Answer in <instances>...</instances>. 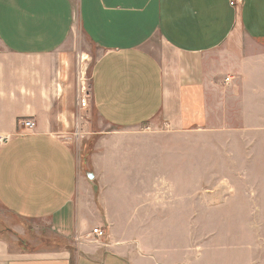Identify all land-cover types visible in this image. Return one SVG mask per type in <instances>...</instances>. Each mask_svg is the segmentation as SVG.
I'll use <instances>...</instances> for the list:
<instances>
[{
    "label": "crops",
    "instance_id": "obj_1",
    "mask_svg": "<svg viewBox=\"0 0 264 264\" xmlns=\"http://www.w3.org/2000/svg\"><path fill=\"white\" fill-rule=\"evenodd\" d=\"M93 48L108 128L84 163ZM224 126L264 134V0H0V207L31 223L0 233V264H230L191 238L193 130Z\"/></svg>",
    "mask_w": 264,
    "mask_h": 264
},
{
    "label": "rangeland",
    "instance_id": "obj_2",
    "mask_svg": "<svg viewBox=\"0 0 264 264\" xmlns=\"http://www.w3.org/2000/svg\"><path fill=\"white\" fill-rule=\"evenodd\" d=\"M85 45L81 37L78 49H84ZM97 55L93 48L80 60L89 90L90 72ZM76 117L78 120L69 130L80 132L76 145L85 163L102 140L104 133L98 132L108 127L101 125V117L90 104L80 109ZM153 129L164 130L162 126ZM252 136L253 141H243L247 137L232 126L193 130L191 238L194 259L208 250L219 254L226 263L264 264V134L261 131ZM18 223L31 228L29 221L0 207L2 235H7L8 225Z\"/></svg>",
    "mask_w": 264,
    "mask_h": 264
},
{
    "label": "built area",
    "instance_id": "obj_3",
    "mask_svg": "<svg viewBox=\"0 0 264 264\" xmlns=\"http://www.w3.org/2000/svg\"><path fill=\"white\" fill-rule=\"evenodd\" d=\"M244 0H229L231 6L235 8H239L243 4ZM77 103L80 109H85L90 104V90L87 86V79L86 75L81 72L80 79H79V86L77 88ZM21 124L28 128H34V122L31 119H24L21 121ZM8 137H0V146L6 142ZM92 234L96 238H101L105 236V231L101 227H95L92 230Z\"/></svg>",
    "mask_w": 264,
    "mask_h": 264
},
{
    "label": "bare ground",
    "instance_id": "obj_4",
    "mask_svg": "<svg viewBox=\"0 0 264 264\" xmlns=\"http://www.w3.org/2000/svg\"><path fill=\"white\" fill-rule=\"evenodd\" d=\"M85 57H86V55H85ZM89 58V57H88Z\"/></svg>",
    "mask_w": 264,
    "mask_h": 264
}]
</instances>
